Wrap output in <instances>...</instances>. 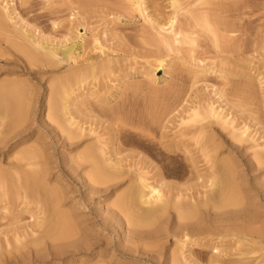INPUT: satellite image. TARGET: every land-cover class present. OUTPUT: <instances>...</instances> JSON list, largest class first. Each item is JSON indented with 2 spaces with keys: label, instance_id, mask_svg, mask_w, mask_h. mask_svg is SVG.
<instances>
[{
  "label": "rangeland",
  "instance_id": "rangeland-1",
  "mask_svg": "<svg viewBox=\"0 0 264 264\" xmlns=\"http://www.w3.org/2000/svg\"><path fill=\"white\" fill-rule=\"evenodd\" d=\"M142 1L140 9L137 11L129 0H0V8L5 6L8 11L14 10L15 21L18 22V25L30 26V34L36 40L43 42L44 45L51 44L50 47L57 45L66 48L70 44L76 43L79 48L84 47L85 52L89 51L92 54L94 50L91 61H109H107L108 66L101 62L102 66L99 70L103 68V71L101 69L98 74L95 69L93 71L95 75L88 73L84 76V73L87 72L83 70L84 73L80 74L81 76L77 75L78 79L77 76L74 77L76 79H72L73 72L67 71L66 64L56 68H46L43 65L31 66L27 63L28 66H31L29 68L25 59H22L23 56L17 52L15 54L12 49L3 50L5 57L0 61V83L1 81H15L22 85L21 89L16 91L19 95H15L19 98L23 96L22 92L20 96V91L29 88L31 91L29 101H31L30 105L28 104L29 109L27 108L28 110L24 114L25 117L23 113V117H21L22 115L16 117L15 114L19 115L18 112L13 113L15 110L12 112L6 110L5 96L0 98L1 111L3 109L4 112H2L3 115L0 113L2 115V117L0 116V119L2 118L0 120V141L5 142H0V170L5 171H3L5 174H0L5 175L6 179L9 177V173L12 175L14 170L11 166L15 162L13 158L16 157V154L26 150L32 151L30 149L37 151H34L35 154L38 153L37 160H35V163L38 164H36V169L46 172L41 170L45 176L46 188L49 187L47 189L50 192L54 191L51 196L55 197V201H57L56 198L60 199V203L57 201L59 206L56 202L57 211L59 210L60 214L71 213L73 216L71 223L74 225L76 223L84 224L85 221L96 222L97 225L93 227L96 231L94 233L99 235L101 243L107 244V250L101 248L97 250L96 254L105 257L111 256L113 261L119 260L118 264H165L166 259L168 260L172 253L175 255L180 253L176 252L179 250H175L174 246L177 245L176 249H178L179 240L182 241L181 235L179 240L177 238L174 240L173 238H161L156 245L154 244L153 248L157 247L155 249L150 248L148 243L145 247L142 246L144 244H137V234L133 232V228L126 221L129 212L125 211L123 207L121 210L119 208L121 202L118 201V198L126 193L127 185L132 187L134 181L138 183L144 179L145 186L158 187V191L162 193H160L161 198L169 197V192L172 195L176 193L174 188L176 190L186 189L182 191L188 190L192 195L196 192V197H198V193L201 195L205 192L204 187L211 188L210 182L209 186L202 187L203 180L205 177H211L208 175L212 170L210 167L215 164L214 162L221 161L219 159V154H221L220 158L228 159V163L232 167L234 166L233 171L238 170V173L234 171L237 177L235 175L233 184L238 182L237 185L241 187L234 189L240 191L242 203L239 205L244 208L241 209L237 205L234 209H240L241 214L248 215L247 219L252 222L256 220L253 221L251 218L256 216V213L263 215L261 210H264V163L259 167V164L257 165V162L255 164L254 158H252V155L257 153L256 151H261L264 157V0H175L173 6V0ZM169 18L175 20L174 29L180 30V33L183 32L181 37L186 35L189 38H185L186 40L182 42L180 37V43H174L172 37H168L170 36L169 25L166 24L167 20H171ZM160 27L163 30H160ZM222 27L225 30L221 29ZM158 34L167 37L168 42L160 43L161 37ZM96 41L99 44L100 53L95 50L94 42ZM1 49L3 48L1 47ZM7 54L8 57H6ZM158 61H161L160 72H156ZM88 64L89 62H84L81 65ZM66 77L67 79H65ZM63 84L72 90L67 101L69 104H74V107L69 109L76 114H73L75 117L72 120L75 125L70 130L80 136V148L93 145V151H97L95 150L96 146L97 149H102L109 158V153L112 155L114 149L115 154L113 153L111 158L116 162L119 161L117 170L121 172V175L124 173L123 179L119 177V180L116 179L119 183L114 181L111 186L103 187L102 185V189H108V191L93 195L91 198L87 196L86 188L83 187L84 176L81 177L85 175L88 167L85 165L78 168L75 163L73 164L77 154L67 148L66 133L54 123V120L47 118L50 112L48 108L49 96L53 95L51 91L56 88L58 93L62 89L66 92L65 90L68 89L63 87ZM29 91L25 92L26 95ZM54 94L58 96L57 93ZM10 97L6 96V102ZM9 100H11V102L9 101L10 106L7 105V107L12 109V98ZM25 101L18 102L23 104ZM21 103L19 105H22ZM51 103L53 104V101ZM14 107L16 106L14 105ZM213 110L219 113L222 118L220 121H226L224 128H222L223 124H219L220 121L210 117ZM62 112L61 110L59 113L62 115ZM193 112L198 117H191L192 120L186 123ZM4 115H8L7 120H4L5 125L3 124ZM9 115L13 118L9 119ZM18 117L20 121L23 119L24 121L20 126H12V128L17 127L12 131L6 122L10 123L9 120L12 119L15 122ZM19 119L17 124H20ZM129 125L131 126L129 127ZM4 126L9 128H4ZM134 128H137L141 133L135 132ZM199 128H203L207 135L212 132L210 137L207 135L206 137L211 139L213 136L212 147L220 148L219 153L214 154L215 157L217 155L218 157L211 158L214 155L203 150L206 147L210 148L211 142L206 143V137H202L204 134ZM5 129L7 132L11 129L12 132L7 135ZM119 130H122L121 133L125 131V134H121ZM116 131H119L118 134ZM194 131H198L202 135L194 134ZM216 132H218V136L215 134ZM232 132L241 134L242 139L238 146L236 141H231L233 139L230 136ZM139 134L142 136L140 135V137ZM219 134H221V138ZM4 137L6 138L4 139ZM209 138L207 141L210 140ZM113 140H115V146L116 143L118 146L111 149ZM237 147L239 148L235 150ZM78 151L81 150L78 149ZM205 151L207 155L208 153L210 155L208 158L214 159V161H210L212 164L207 157H204ZM97 152L96 154L102 157ZM261 152L259 153L261 154ZM106 156L102 158L106 159ZM102 158H100L101 161H103ZM184 158L187 159L184 161H187L188 165L183 161ZM38 166L41 169H38ZM216 166L214 165V168L218 169L214 171L220 170L219 165ZM257 166L260 169H256ZM158 170L160 171L157 172ZM214 171L213 173H215ZM116 172L118 175V171ZM136 175H140L142 179ZM211 175L213 176V174ZM3 177H1L3 180H0V264H15L13 262L18 259L22 261L21 264H72L76 260H82L81 262L85 264H93L96 261L89 256L70 258V256L61 255L59 259H54L51 254L64 246L65 241H62V237L61 241H59L60 239H57V242L56 239L52 240L53 243L45 239L43 246L41 244L40 247H33L30 242L32 243L33 238L36 240L45 235L43 232L49 225H47L48 220L50 221V213L43 214L48 216V218H44L40 214L42 206H40V202H36L38 199L44 200L45 197L43 199L41 194L28 197L25 194L22 195L21 190L18 191L19 193H12V190L8 189L10 185L6 184V181L10 184L11 179L6 180ZM208 178L204 181L206 184ZM143 183H141L142 186H144ZM169 187L171 190L168 189ZM139 189L141 190V188ZM188 191L187 193H189ZM210 191L205 194L208 195ZM120 192H122L121 195L117 197ZM146 193L148 194V190ZM237 195L236 200L240 197L237 198ZM181 196L179 197L181 198ZM184 197L182 196V198ZM173 198L174 196L164 200L171 203L170 199ZM177 198L174 200L182 199L177 200ZM187 198L182 200L185 201ZM115 200L119 202L118 208H114L118 204ZM181 202L177 205H180ZM123 203L121 204L123 205ZM44 205L43 211L46 210L48 204ZM183 206L186 204L184 203ZM252 212L255 214L251 215ZM41 219H45V227L42 228L44 231H41L43 235L39 231L41 229H37V222ZM130 219L131 217L128 218V220ZM245 219L243 222L247 223L248 220ZM174 221L171 218L168 219L165 224H169L161 225L162 229L168 227L169 231L171 230L170 233L173 229L176 232L180 231L177 230L178 227ZM260 221L263 222L264 217ZM243 222H240L239 225L244 224ZM42 223L44 222L41 221L40 224ZM52 224L47 228H51ZM229 224H227L228 230L231 228ZM30 225H35L36 228L33 226L34 230L31 228L35 234L31 232L30 227L32 226ZM255 225L259 226L258 223ZM37 231L39 232L37 233ZM229 231L228 234H225V238H222L223 240L220 238L218 240L213 236H205L206 239H204L208 242L207 240L211 241L213 237L215 238L212 239L213 243L217 241L215 244L220 245L225 253H235L237 248H240L235 240L241 238H239L240 235L234 236L231 234V230ZM42 239L44 238L42 237ZM243 240V244L246 243V245L250 244L249 242L252 244L254 241H249V238H247V242L246 238ZM32 248L38 249H34L32 252ZM122 250L128 251L138 259L120 258L118 251ZM194 250L198 253L200 248L194 247ZM202 250L205 251L204 256L194 254H196V258L198 257L199 264H207L208 262L205 261H209L208 256L211 251L209 248ZM152 251L153 254L157 251L153 255L156 261L148 263L147 256L151 255ZM194 254L192 257H195ZM212 254H216V251L213 250ZM260 255L261 253H258L254 257L259 258ZM31 257L32 259L36 257L38 260L33 261ZM26 260L29 262H25ZM191 260L196 259L192 258ZM167 262L170 264L169 261Z\"/></svg>",
  "mask_w": 264,
  "mask_h": 264
},
{
  "label": "bare ground",
  "instance_id": "bare-ground-1",
  "mask_svg": "<svg viewBox=\"0 0 264 264\" xmlns=\"http://www.w3.org/2000/svg\"><path fill=\"white\" fill-rule=\"evenodd\" d=\"M129 1H131L132 6H135L136 10L139 11L140 6L142 4L141 2H143V1L142 0H129ZM174 2H175V0H173L172 6H173V4H175ZM221 10H223V9H221ZM14 14H15L14 10L8 11L5 6L3 8H0V61H1V59H4V57H5L3 50H11L12 49L13 50L12 52H15V54L17 52L19 55L23 56L24 58L22 57V59H25L26 64L28 63L31 66L43 65L46 68H54V67L56 68L62 64H66L67 68H68L67 71H69V73L73 72L72 73V79H76L74 77L84 73V71L87 72V73H84V76H86L88 73L95 75V72L93 73V71H95V69H96L97 74L99 71H101V69L103 71V68H101L99 70V68L102 66L101 62H103V61H99V60L98 61H91L90 60L91 58H93L92 54L94 53V50H93L92 54L89 51L85 52L84 47L79 48L76 43L72 44V45L70 44L66 48L65 47L61 48L60 46L58 47L57 45L55 47L54 46L50 47L52 45L48 44L50 47L49 48L48 45H44L43 42L39 41L38 39L36 40V38H34V36H32L30 34V32H31L30 28H29L30 26L28 27L26 25L25 26L18 25V22L15 21L16 18L14 16ZM220 14H222V13H220ZM169 19H171V18H169ZM174 24H175L174 18H172L171 20H167L166 25H169V28H168L169 31L168 32L170 35L168 37H170V38L172 37L173 42L177 44V43H180V37H181V34H183V32L181 31L182 33H180V30H178V31H177V29L175 30ZM219 25H220V23H219ZM226 27H227V24H226ZM229 27H230V25H229ZM221 29H224V28L222 27ZM160 30H163V28L160 27ZM165 30H167V29H165ZM184 36L182 35V37H181L182 42L186 40L185 38H189L186 35H184ZM160 37H161L160 43L166 44L168 42V40L166 39L167 37H163V36H160ZM183 38H184V40H183ZM95 40H97V39H95ZM169 40L171 41V39H169ZM191 40H193V39H191ZM189 41H190V39H189ZM94 44H95V50L100 53V50L98 49L99 44H97V41L94 42ZM81 46H82V44H81ZM1 47L3 49H1ZM91 47H92V45H91ZM88 48H90V47L88 46ZM86 49H87V47H86ZM92 49H90V50H92ZM13 55H14V53H13ZM6 57H8V54ZM107 61H105L103 63L104 64L106 63V65H107ZM15 62H16V60H15ZM25 62H24V65H25ZM84 62L85 63L89 62V64L86 66L81 65L82 63L84 64ZM28 64H27V66H28ZM108 65H109V63H108ZM31 66H28V67L30 68ZM157 66H158V68L156 69V72H160L159 67H161V61H158ZM69 77H71V76L69 75ZM78 78L79 77L77 76V79ZM65 79H67V77ZM62 80H64V79H62ZM68 80H70V79H68ZM68 80H65V81L68 82ZM65 81H64V83H66ZM60 82L63 83L61 80H60ZM20 84H22V83H20ZM21 86L22 85H19L15 81H1V83H0V98L5 96L4 99H5V103H7V105L10 104L9 101L11 102V100H9V99L12 98V102L14 103V104L11 103L12 109L9 107L10 105L7 107V105L5 104V106H6V110L8 109V111L12 112V110H15V111H13V113L18 112L19 115L15 114L16 117L21 116L22 113H23V115L25 114V112L29 109L28 104L30 105V101H31V100L29 101V98H31L30 97L31 94H29V93L31 91H29V88H27L26 85H25V87L29 91L27 93V95L25 93V92H27V90L24 89V91L26 90L25 92L23 90L20 91V96L22 95L21 92L23 93V96H21V98L23 97V99L15 96V95H17V96L19 95V93L17 94L16 91H18L19 88L21 89ZM17 87H18V89H17ZM63 87H65L64 84H63ZM65 88H67V87H65ZM55 89H53V90H55ZM53 90L51 91L53 93V95H55L54 93H57L58 96H56V95L55 96H53V95L49 96V100H50V98H52V99L50 101L48 100V104H49L48 108H49L50 112L48 113L47 118H51L52 120H54V123L60 129H62L63 132L66 133V142H68L66 144L67 148L71 152H74V154L75 153L77 154L76 158L73 160V164L75 163V165H77L78 168L85 166V165L88 167V168H86L87 172H85V175L81 176V177L84 176L83 187L86 188L85 192L88 193V195L87 194H85V195H87V196H89V198H91V196H93V195L100 194L106 190L108 191V189H102V185H103V187H105V185L111 186L114 181H117V180H119V178H122V176L124 174V173H122V175H121V172L119 170H117V168H119L118 164H117V163H119V161L117 160L118 162H116V160L114 161V159L111 158L112 155L115 154V152L113 151L114 150L113 148L118 146L117 143H116V146H115V140H113L111 143V147H112L111 149H113V150H112V155L109 153V156L112 160L105 155L106 153L104 154L102 149H100V148L97 149L98 147H96V146H95V150H97L98 152L93 151V148H94L93 145H91V146L89 145L87 147L84 146V147L80 148L81 147V144L79 145L80 136L74 134L70 130V128L75 125L74 123H72L73 122L72 120L75 117L73 114H76V112L74 113L72 110L69 109V108H73L74 104H69L68 103L69 101H67V98L71 94L72 90L71 89L70 90L64 89L66 91V92H64L62 89L61 92H64L62 94H61V92L58 93L56 91L57 89L55 90L56 92ZM24 94H25V98H24ZM7 95L9 97L11 96L8 99V102H6L7 101V98H6ZM26 96H27V99H26ZM54 97H55V99H54ZM17 98H18V100H17ZM56 98L58 99L57 102L55 101ZM19 99L22 101L23 100L25 101V99H26L25 103L27 101H29V102L26 104L24 102H23V104L20 102L22 105H19L20 104L18 102V101H20ZM75 99H76V97L74 98V100ZM52 101H53V104L51 103ZM54 101H55V103H54ZM48 104H47V106H48ZM14 105L16 107H14ZM60 109L63 111L62 115H61V113H59V112H61ZM8 111H7V113H8ZM47 111H48V109H47ZM2 112H3V109L1 111V105H0V113L2 114ZM1 114H0V116L2 117L3 114L2 115ZM23 115L21 117H23ZM4 116H5V118H4ZM4 116H3V124L5 125L4 120L5 119L7 120L8 115H4ZM193 116H195V117H193ZM24 117H25V115H24ZM191 117L197 118L198 115L196 113L194 115V112H193L192 116L190 115L188 117V119H190V120L187 119L186 123H188V121L190 122L192 120ZM210 117L214 120L217 119L216 121L222 120V118H220L219 113L215 112L214 110L211 111ZM10 118H13V117L10 116L9 119ZM18 119H19V117L17 118V120ZM182 119H184V118H182ZM202 119L204 120L205 118H202ZM0 120H2V118ZM17 120H15L16 123L14 122L13 119L9 120L10 123L9 122H6V123H8L9 124L8 126L10 128H12V126H15V125L20 126L21 122L24 121V119L22 121H20V119H19L20 124H17V122H18ZM193 121H194V119H193ZM220 122H219V124L220 125L223 124V127L222 126L221 127L224 128V124H226V121H220ZM8 126H6V127L4 126V128H9ZM130 126L131 125H129V127ZM202 127L205 128L204 126H202ZM14 128L17 129V127H13L12 131L14 130ZM203 128H201V129L199 128V130L203 131ZM129 130H131V129H129ZM204 130H206V129H204ZM5 131H6V129H5ZM12 131H11V129H10V131L8 130V132L6 131L7 135L10 134ZM119 131H116V133ZM121 131H120V133H121ZM136 131H137V133H141L137 130V128L135 129V132ZM198 131L197 132L194 131V134L198 133ZM129 132L132 133L131 131H129ZM211 133H209L207 135V133L205 134L203 131L202 134H204V135H202V134L201 135H202V137L203 136L206 137V135L211 136ZM217 133L218 132H216L215 134L217 135ZM121 134H125V131H123V133H121ZM133 134H134V132H133ZM198 134L200 135V133H198ZM135 135H136V133H135ZM140 135L141 134H139V136ZM116 136H118V135H116ZM230 136H232L231 139L233 138L231 141L232 142L236 141L235 143H237L236 145L238 146V143H240L241 139H242L240 137L241 134H235L232 132V134H230ZM143 137H145V136L143 135ZM209 137H206L205 139H206L207 144H209L210 142L212 143V145H211V143L209 145V146H211L210 147L211 149L210 148L207 149V147L205 149L203 147L204 148L203 150H206L207 152H211L210 155L218 154L220 148L217 147L215 143H214V145L217 148L212 147L213 141L211 139H213V136L211 139ZM219 137L221 138V134H219ZM5 138L6 137H4V139ZM207 138H209L211 141L210 140L207 141ZM8 139H9V137H8ZM205 139H204V141H205ZM1 143H5V142H1ZM151 143H153V141ZM85 145H87V144H85ZM236 145H235V147H236ZM1 146H3V144H1ZM231 146H234V144H231ZM238 148L239 147L235 148V150ZM78 149H80L81 151L79 152ZM30 150H32L33 152L27 151V150L24 152L22 151L19 154H16L17 158L16 157L13 158V160L15 162H13V165L11 166V168L14 170V171L11 170V171H13L12 175H10V173H9V177L6 179L5 175H3L5 177L4 178L2 176V174H0V176L6 180L11 179L10 184L7 181H6V184H8L7 186H9V185L11 186V187L9 186L8 189L12 190V193H16V192L19 193L18 191L21 190L22 191L21 194L22 195L25 194V196H28V197H32L31 195H34V194L35 195L41 194L43 199L45 197V199H44L45 201L44 200L41 201L40 199L37 200V198H36V200H37L36 202L37 203L40 202L39 204L42 207L44 204H46V203L48 204L47 205L48 207L46 206L47 211L46 210L43 211L44 207L43 208L41 207V211H43L45 213H43V212L41 213V211H40V214L41 215H43V214L47 215L46 212L50 213L49 214L50 215L49 216L50 221L48 220V222H51L53 224L51 225V228L50 227L47 228L48 226H50L51 223L47 222V225L48 224L49 225L47 227H45L44 226L45 225V219L44 220L41 219V221L44 222L42 224H40L41 221H39L40 223L37 222V224H38L37 229L38 230L41 229V230H39L41 234H42L41 231H44L42 228L45 227V231L43 232V233H45V235H43V234H42L43 236L41 235L44 239H42V237H41L40 239L38 238V239L34 240V238H33L32 243L30 242V244L33 247H38V246L40 247L41 244H42L41 246H43V242H44L43 240H45V239L46 240L48 239V241L50 243H53L54 241H52V240L56 239V242H57V239L58 240L60 239L59 241H61V239L63 238L62 241L63 240L65 241L63 248L60 250H55L51 254L54 259H59V256H61V255H67V256H70V258H75V257L82 258L84 256H89V257H93L94 260H96L93 264H118L119 260L116 259V261H113L111 259V256L105 257V256H101L98 253L96 254L97 250H99L101 248L106 249V247H107L106 243L105 244L103 242H102L103 244L101 243L99 235L97 233H94L96 231H94L93 227H95L97 225L96 222L85 221L84 224L76 223L74 225L71 223V221L73 220V216L71 213L60 214L61 212H58L59 210L57 211L56 206H57L58 202L60 203V199L56 198L58 201L57 202V201H55V197L52 198L53 196H51L52 195L51 193L54 191L51 190V192H50V190L47 189L49 187L46 188L45 176H44V173L41 172L42 169L39 166H38V169L40 168L41 170L38 171L36 169L37 163H35V160H37L36 156H38V153L35 154L34 153L35 150H33V149H30ZM206 151L204 152V155H205L204 157H207L209 162L214 161V159L211 160V158H214L215 155L212 156L211 158H208L210 155H209V153L207 155ZM35 152H37V151H35ZM96 152L99 153V155L101 154L102 157L106 156L107 158L103 159L105 157H103V158L99 157L96 154ZM256 152H255L256 154L254 156L252 155V158H254L253 161H255V164L257 162V165L259 164V167H261L260 164L263 166L262 163H264V157L262 155L263 153L261 151H259V152H261V154L258 151H256ZM219 155H220L219 159L221 161L219 162V161L215 160L216 162H214L215 163L214 165H215V167H217L216 165H219L218 167H220V170L214 171V170H217L218 168L215 169L214 165H212L211 167H213V168L210 167V169H212L211 170L212 173L211 172H210V174L208 173V175H210L212 178L211 177H209V178L205 177V180H206V178H208L207 179L208 182L206 181L207 184L204 182L205 180H203V186L202 187H204V185L207 187V186H209L208 183L209 182L211 183L210 184L211 188L207 187L209 189V191L211 189V191H210V193H208V195L205 194V192H209L207 190V188H205V187L203 188V189H206L205 192H203V194H204V196H207V197H204L202 193H201V195H199L200 193H198V197H196L197 196L195 194L196 192L193 193V195H192V193L188 190L187 191L189 193H187V191H182V190H186V189H180L179 188L182 191L181 192L179 189L176 190V188H174V191H176V193H174L172 195V193L169 192L172 195V197L174 196L173 199H170L171 203H169L168 201H165L167 198H172L169 193H166L167 195L169 194V197L166 196L167 197L166 198L162 195L164 198H161V195H160L161 191H158V189H157L158 187L157 188L155 186L150 187L151 185L145 186L146 184L143 183L144 179L140 180V179H142V177L140 178V175H136L140 178L139 179L140 181L137 179L140 182V184H139V182L137 183L134 181L135 184L133 182V185L137 184L138 186L136 185L134 187L133 185H131V183L129 181V183L132 187L127 185L128 188H127V191H125L126 193L125 194L123 193L124 195L120 196V197H119V195H121L122 192H120V194L117 195V197H119L118 201L121 203L122 202H124V203H123V205L120 203V205H121V207H120L119 202L117 200H115V202L117 201L118 204L116 205V207L114 206V208H118L117 206L119 205V208L121 210H123L122 209V207H123V208H125L124 209L125 211L129 212L128 217L126 216L127 217L126 221H128L127 223L129 225H131V227L133 228V232L137 234L136 235L138 237V238L136 237V239H138V240H136L137 244H144L142 246L145 247L146 244L148 243L149 245L148 244L147 245L150 248L151 247L153 248L154 244L156 245V243H158L161 238H173V240H174V238H177L178 240L181 238L182 241L179 240L178 249H176V247H177L176 244H178V243H174L176 245V247L174 246L175 250H179L176 252H180V253H177L176 255H175V253H172V254L170 253L171 255L169 254L170 257H168V260L166 259L165 264H168L167 261H169L170 264H199L198 263L199 260L197 259L198 257L196 258V254H194V253H197L194 250V247L200 248V250H198V253H197L198 256L199 255L204 256L203 254L205 251L202 249H207V248L210 249L211 254H210V256H208L209 261H205V262H208L207 264H264V259H263V257H264V224H263V222L264 221L263 222L260 221V219H262L264 217V210H261L260 209L261 207H260L259 212H260V210L263 211V212H261V213H263V215L256 213V216H253V218H251V219H253V221H255V220L256 221L252 222L251 220L247 219L248 215L244 216V215H242L243 213L241 214L242 211L240 209H237V208L234 209V207H237V205L241 209L244 208L243 206L239 205L242 203L241 202V195L239 194L240 191L238 190L239 191L238 192L236 189H234V188L239 187L237 185L238 182L236 183V180H235L236 184H233L234 178L237 177L236 173H238L237 172L238 170L236 171V169H235L234 170V171H236V173H235L233 171L234 166L232 167L231 164L228 163V161H227L228 159L226 160L223 157L220 158L222 155L221 154H219ZM173 157H174V155H173ZM216 157H218V155ZM100 158H102L103 161H101ZM184 160H187V159L184 158L183 161ZM184 162L187 163V161H184ZM211 162H210V164H212ZM218 162H219V164H218ZM186 165H188V163ZM259 167L257 166L256 169ZM86 169H84V170L86 171ZM8 170L10 171V169H8ZM0 171H2V170H0ZM3 171L0 173L5 172V171L4 172ZM42 171L45 172L44 170H42ZM116 171H118V175L120 173L121 177L117 175ZM159 171L160 170H158L157 172H159ZM213 171L215 173H213ZM157 172H155V173L157 174ZM161 173H159V174L161 175ZM251 173H252V171H251ZM211 174H213V176ZM235 175H236V177H235ZM10 176L13 178V180ZM1 177H0V180H3ZM156 177H157V175H156ZM159 178H160V176H159ZM161 178H162V176H161ZM160 180H162V179H160ZM120 181H121V179H120ZM2 182H5V181H2ZM104 183H106V184H104ZM141 183H143L144 186H142ZM120 184H121V182H120ZM235 185H237V186H235ZM171 187H169L168 189H170ZM173 187H175V186H173ZM139 188H141V190ZM212 188H215L216 190L212 189ZM239 188H241V187H239ZM124 190H126V188H124ZM144 190H146V191L148 190V194ZM237 192H238L240 197L237 195ZM194 194H195V196H194ZM181 195L183 197L186 195L185 197H188V198L185 201H183L185 197L182 198ZM236 195H237V198L239 197L238 200H236ZM54 196H56V195H54ZM179 196H181V198L183 200ZM199 196H201L202 198L204 197V198L202 199L200 197V199H201L200 200ZM56 197H58V196H56ZM177 197H179V198H177ZM244 197L242 198L243 200H244ZM149 198L151 199V201ZM175 198H177V200H179V199H181V200L176 201V200H174ZM115 199H116V197H115ZM239 199H240V201H239ZM188 200H190L191 202L190 203L187 202ZM181 201H183L186 204V206H183L184 203ZM237 201H239V202L237 203ZM56 202H57V204H56ZM175 202H178V203H175ZM180 202H181V204L182 203L183 204L177 205ZM114 204H116V203H114ZM58 206H59V204H58ZM250 206H251V204H250ZM230 207H232L233 209ZM226 209H229V210H226ZM256 210H257V208H256ZM247 211H249V210H247ZM123 213H124V211H123ZM124 214H126V213H124ZM130 214H132V216H129ZM253 214H255V213L252 212L251 215H253ZM257 214H259V215H257ZM45 215H43V217L48 218V216H45ZM245 215H246V212H245ZM51 217H52V219H51ZM130 217H131V219L128 220V218H130ZM170 218H171V220H175L174 223L178 227L177 230H180V231L176 232V230L174 231V229H173L172 233H170L171 230L169 231L168 227H167V229H165L166 227L163 228L165 230L162 229L161 225L165 224L166 221ZM243 219H245L246 221L248 220V222L244 223ZM240 222H243L246 225H244V224L239 225ZM229 223L234 224V225L231 226ZM235 223H237V224H235ZM256 223H258L259 226L257 225V227H256V225H255ZM168 224H165V225H168ZM227 224H229L231 226V228L229 229L232 232L231 234H233L234 236L240 235L239 238L242 239V240L241 239L235 240L236 244H239L240 248L239 249L237 248L236 252L231 253V254L225 253V251L222 249V247L220 245L219 246L216 245L215 242H217V241H214V243L212 241V239H215V238L216 239L225 238V236H226L225 234L227 232H230L228 230ZM81 225H85V226L82 227ZM30 226H32V227H30V230H32L35 227V225H30ZM38 226L39 227L42 226V227L39 228ZM87 226H90L91 228L87 227ZM170 226H171V223H170ZM172 226H173V224H172ZM33 230L31 232H33ZM39 231H37V233ZM179 236H180V238H179ZM205 236H209V237L213 236L215 238L212 237L211 241H209L210 239H208L207 240L208 242H206ZM234 236H232V237H234ZM58 237H60V238H58ZM245 238H246V242H247V238H249V241L254 240L255 242L253 241L252 244H251V242H249L251 245L250 244L246 245V243L243 244L244 243L243 239H245ZM235 239H236V237H235ZM203 240H204V242H203ZM151 244H152V246H150ZM256 245H258V246H256ZM155 248H157V247H155ZM155 248H153V249H155ZM184 248H185V250H184ZM34 249H38V248H34ZM34 249L32 248L31 251L33 252ZM213 250L216 251V254H212ZM29 251H30V249H29ZM118 252H119L118 256L120 258L133 259V260L138 259V257L136 258V256L131 255L128 251L122 250V251H118ZM34 253H35V251H34ZM34 253H33V255H34ZM156 253H157V251L154 254H156ZM186 253H187V255H186ZM258 253H261L260 257L255 258L256 257L255 255ZM154 254L152 251L151 255L147 256L148 258L146 261L148 263H153L156 261L155 256H153ZM192 254H194L195 257H192ZM205 255H206V253H205ZM261 257H262V259H261ZM17 258H19V257L17 256ZM17 258H15V259H17ZM20 258H21V256H20ZM192 258L193 259L195 258L196 260H191ZM31 259H32V257H31ZM32 260L37 261L38 259L35 257ZM27 261L28 260H26L25 262H27ZM81 261L76 260V262L72 263V264H85V263H82ZM200 261H201V258H200ZM13 263L21 264L22 261L18 259L17 261H15ZM200 264H202V263H200Z\"/></svg>",
  "mask_w": 264,
  "mask_h": 264
}]
</instances>
